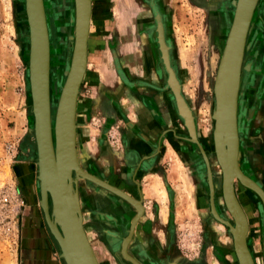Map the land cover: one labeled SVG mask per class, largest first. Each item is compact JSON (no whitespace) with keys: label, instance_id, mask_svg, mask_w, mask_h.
I'll return each instance as SVG.
<instances>
[{"label":"rangeland","instance_id":"rangeland-1","mask_svg":"<svg viewBox=\"0 0 264 264\" xmlns=\"http://www.w3.org/2000/svg\"><path fill=\"white\" fill-rule=\"evenodd\" d=\"M92 1L94 15L91 20L90 37H93V41L88 56V75L84 76L79 90L82 123L77 121L78 126L84 129L81 141L78 138L79 160L84 168L88 163H93L94 153L97 152L101 158H116L125 163L136 162L139 155L128 146V141L132 138L143 141L151 138L145 129H141L139 133L131 129L135 123L136 112L133 108L135 109L136 104L129 96V91L138 84L142 87L150 86L153 92L164 90L165 85L169 86L158 30L151 21V12L147 6H142L140 0ZM159 1L164 11L166 7L167 12L168 55L173 64L171 67L174 72L177 71L182 93L196 114L199 129L204 134L203 142L207 146L211 145L213 136L215 139L214 90L224 44H218L217 38L209 35L208 12L197 4L198 0ZM23 2L24 0H0V264H19L20 235L25 211L29 209L31 212L36 211L46 225L38 202L37 153L27 70L28 30ZM235 2L236 0H232L231 4L234 8ZM259 2L261 14L257 15V22L254 11L249 36L247 34L249 42L254 44L255 48L249 49V45L247 49L245 46L242 58L237 123L238 104L244 103L249 91V82L256 83L262 80L261 69L256 59L259 54L262 57L264 55V30H259L258 26L252 29L256 22L257 25L262 23L264 27V0ZM56 5L57 2L54 0H45V15L51 42V102L54 104L69 59L67 52L72 43L73 26V15L67 30L65 19L63 20L64 39L69 50L60 57L54 11ZM69 10L73 14V5ZM140 11H147V17L139 19ZM101 13L103 15L99 19ZM148 28L152 31L149 44L152 53L145 57V44L149 36L148 33L146 36L145 31ZM252 56L255 58V74L251 72L252 60L249 61ZM61 61L63 66L60 68ZM119 68L125 78L122 77ZM170 92L174 96L171 89ZM255 96L258 97L257 93ZM256 102L254 100L252 105ZM138 103L144 104L142 107L147 104L148 109L144 108L145 111L153 116V124L159 125L162 115L150 98L141 97ZM52 109L54 111L55 106H52ZM249 116L252 117L251 111ZM177 125L181 128L180 121ZM209 132L212 133V139L206 134ZM153 140L154 151L156 139ZM161 149L159 172L151 171L141 180L145 203L148 207L156 203L160 215L169 223L172 242L184 258L194 260L202 256L209 262L217 261L211 253V248L201 252L202 224L199 211L195 207L194 190L187 165L179 152L166 140ZM255 149L258 150L257 147ZM154 157L155 153L154 156H150ZM214 161L217 163L216 159ZM154 162L156 161L153 160L150 167H154ZM73 177L81 206L82 203L88 208L91 205L92 211L86 214L87 218L84 221L89 241L99 264H109L107 251L100 242L97 222L95 221L93 226L91 224L96 219L95 216H99L101 212V208L95 202L100 199L99 188L83 183V179L75 175ZM238 189L247 217L246 232L250 239V249L257 264H262L263 203L252 193L242 192L240 187ZM5 197L8 198L7 201H4ZM91 229L93 230L91 233L87 232ZM224 239L229 240V236Z\"/></svg>","mask_w":264,"mask_h":264},{"label":"flooded vegetation","instance_id":"flooded-vegetation-1","mask_svg":"<svg viewBox=\"0 0 264 264\" xmlns=\"http://www.w3.org/2000/svg\"><path fill=\"white\" fill-rule=\"evenodd\" d=\"M23 1V0H19ZM57 2V5L54 8L56 24H57V35H58V51H59V42H60V25L63 26L65 19L66 28L69 29L71 25V16L73 15L71 11L65 8L62 3L63 0H54ZM92 1V0H91ZM258 0L256 9H255V18L259 16L261 8L258 7L260 4ZM70 2V1H69ZM68 2V3H69ZM142 6L149 9L151 12V21L158 30V19L162 25V30L160 29V36L162 34L166 47L168 48V38H167V12L166 7L165 11L163 5L159 0H140ZM203 9L208 13V30L211 37H216L218 44L222 45L226 42L229 31L233 21V15L235 13V8L231 5L232 0H198L196 1ZM236 3V2H235ZM24 5V2H23ZM166 6V1H165ZM262 6V3H261ZM70 7V6H69ZM44 9H45V0H44ZM92 19L94 15V5L92 1ZM148 12L140 11L138 18H146ZM98 15V14H97ZM103 14H99V19ZM96 17V15H95ZM91 19V20H92ZM139 21V20H138ZM258 22V18H257ZM255 23L254 27L258 26L259 30H264L262 23ZM63 23V24H62ZM146 23L144 24V26ZM148 26V25H147ZM251 29V31H253ZM64 30V31H65ZM147 44H145V57H148L152 52L149 46L152 38V31L148 28L146 31ZM162 32V33H161ZM250 32V31H249ZM144 33V32H143ZM148 33V34H147ZM252 33V32H251ZM159 35V32H158ZM249 36V33H248ZM247 36L245 41L246 48L249 46V49H254L255 46L249 42V37ZM50 37V34H49ZM92 38L90 37L89 51L91 48ZM223 42V43H222ZM51 44V42H50ZM224 46V45H223ZM254 47V48H253ZM248 49V48H247ZM168 51V49H167ZM223 54V50H222ZM252 55V54H251ZM64 56V55H63ZM261 56V57H260ZM222 57V55H221ZM170 58V57H169ZM169 59L170 66H173L172 62ZM252 60V61H251ZM258 64L261 69V81L256 83L249 82V91L247 94L244 103L238 104V136H239V154H238V164L241 172L247 177L254 180L263 190H264V55H258L257 59ZM63 61V59H62ZM59 63V67L62 65ZM252 66L251 72L254 73V64L255 58L252 56L251 59ZM246 62V61H245ZM88 63V58H87ZM120 71V68H119ZM123 76V73L120 71ZM255 74V73H254ZM175 75L180 85V78L177 71ZM258 76L260 74H257ZM144 85V84H142ZM146 85V84H145ZM138 84L135 88L129 91V96L135 100L136 112L135 123H133L131 129L132 131H137L138 125L141 123V129H145L146 123H152L149 113L145 111L144 108L148 109L147 104L145 107H142L138 103L141 97L146 96L150 98V101L155 106V98L157 96H163L165 98V114L171 113L173 116V121L171 123H166L165 119V140L171 144L180 154L181 158L185 161L190 175V182L194 190V202L195 207L199 211L200 223L202 224V239L200 243L201 252L211 248V253L216 257L217 261H210L208 259L198 257V259L187 260L183 257L182 254L176 248V245L171 240L170 226L168 221L160 215L156 203L147 206L142 192V183L141 180L144 176L148 175L151 171L159 172V152L158 149L153 151L154 146L150 139L137 140L141 144H149L151 146L150 150H144L139 152L136 148L131 147L136 154L139 155L136 162H123L118 161V159H112L109 157H104L101 161V167L97 169L93 163H88L85 167L94 174L104 178V180L113 183L116 187L120 188L124 193L131 196L136 200V204H141L142 214L138 215V205H131L129 201L122 198L116 193H112L108 190L101 188L100 199L95 201L97 205L101 208L99 216L96 215L95 220H91V224L97 222V227L99 229V238L100 242L107 251V258L110 261L109 264H132L126 256L122 254V246L125 238L128 236V230L130 227L133 229L131 233L129 243L127 245L128 252L130 257L136 260L139 264H239V261L236 257L235 241L234 234L231 232L230 226H235V218L232 212L229 211L225 202H224V193L222 194V177L219 164L214 161V152H215V140L214 136L212 139V133H206L208 138L212 139L211 145H206L203 142V136L201 130L199 129L196 114L191 107L190 103L183 95L181 86L180 93L184 98V101L189 108L191 117L193 121V134L189 132L188 126H186L185 118L178 114L176 99L172 96L170 89L165 85L164 90H155L151 91L150 86H141ZM257 86V89H256ZM172 91V90H171ZM141 92L143 95H141ZM257 93L258 97L255 96ZM206 98V97H205ZM138 100V101H137ZM256 100V104L252 103ZM211 103V102H210ZM206 104V103H205ZM204 104V105H205ZM176 106V107H175ZM168 107V108H167ZM139 108V109H138ZM250 111L252 117L250 115ZM161 120V119H160ZM180 121L181 128H178L177 122ZM192 138V139H190ZM133 139V138H132ZM189 139V140H188ZM195 140V141H194ZM258 148L256 150L255 148ZM200 151H203L201 153ZM154 158H150L152 153H156ZM257 153V154H256ZM149 156L146 160L143 159V164L136 171L135 165L140 159L141 156ZM204 156V157H203ZM158 157V158H157ZM207 159H206V158ZM155 159L154 167H150L153 163L152 160ZM208 161V163H207ZM81 163V162H80ZM82 165V164H81ZM218 169V170H216ZM210 174L211 182L210 183ZM85 184H90V182L82 180ZM242 189V192L252 193L253 196L257 197L261 202V198L253 191L242 184L238 178L234 177L233 179V191L236 197V200L240 204V207L243 211V214L246 219L247 217L243 209V204L240 201L238 188ZM100 188V187H99ZM263 203V202H262ZM264 207V205H263ZM85 204L82 203L81 209L84 214V221L87 218V213L89 214L92 209L91 205L87 209ZM264 211V210H263ZM138 215L137 219H134ZM263 216V215H262ZM263 222V217H262ZM260 231H261V222H260ZM133 226V227H132ZM88 227V226H87ZM91 227V226H90ZM95 227V226H94ZM88 229V228H87ZM91 230L87 232L91 233ZM247 231V230H246ZM226 233V234H225ZM226 236H225V235ZM263 236V224L262 232ZM229 236V240L224 238ZM246 246L250 249V239L245 234ZM203 242V243H202ZM228 242V243H227ZM261 244V236H260ZM251 250V249H250ZM262 250V245H261ZM231 257H227V256ZM253 255V254H252ZM254 257V256H253ZM254 260L256 261L255 257ZM263 261V260H262ZM257 263V261H256ZM134 264V263H133ZM263 264V262H262Z\"/></svg>","mask_w":264,"mask_h":264},{"label":"water","instance_id":"water-1","mask_svg":"<svg viewBox=\"0 0 264 264\" xmlns=\"http://www.w3.org/2000/svg\"><path fill=\"white\" fill-rule=\"evenodd\" d=\"M75 2L76 37L69 70L62 87L59 106L55 117V149L53 151L48 113V41L44 13L41 0L25 1L30 41L29 73L30 88L33 98L31 105L35 123V131L34 127L33 131L35 132L37 142L36 150L38 153V160H36V163L40 174L43 208L40 203L39 206L43 211L44 220L47 222V228L59 248L60 257L63 259L64 264H99L93 247L90 241L87 240L83 230L81 213L78 207L80 202L74 187L75 181L73 177L74 175L76 177H81L78 172L87 176L85 171L77 164L75 157L74 108L76 91L84 71L86 35L90 14V0H75ZM254 3L255 0H237L233 22L220 60L214 90L216 99L215 111L213 114L216 125L214 135L216 136L217 145L221 143L220 134L224 133L227 138V152L221 161L223 169V192L227 203H229L233 209L235 218V226L233 229L235 249L240 264H253V261L245 243L247 223L245 221L244 229L240 223V206L233 191L232 180L234 171L240 179L243 178L248 182L250 189L261 198L264 205V190L254 180L244 175L238 168L237 129L235 125V112L237 110L241 72V63H238V59L242 51V45ZM160 29L162 30V25L158 19V40L161 49ZM161 53L165 69L168 73V85H170L169 80L173 76L172 67L169 65L170 62H165L162 50ZM169 87H171V85ZM171 90L177 103H181V105L187 107L178 86H175V89L171 87ZM190 134L192 135L191 132ZM66 156H69L74 167V169L69 171H67ZM38 171L37 179L39 180ZM87 177L116 191L129 201H133V199L123 191L108 185L95 176L88 175ZM45 187H48V189L44 195ZM47 195L50 197V204L48 205ZM38 202H40V200H38ZM129 235L130 232L123 242L122 253L132 260L125 251ZM132 261L134 264H139L135 260Z\"/></svg>","mask_w":264,"mask_h":264},{"label":"bare ground","instance_id":"bare-ground-1","mask_svg":"<svg viewBox=\"0 0 264 264\" xmlns=\"http://www.w3.org/2000/svg\"><path fill=\"white\" fill-rule=\"evenodd\" d=\"M25 1L24 0V9H25ZM70 1V2H69ZM257 1L258 0H255V3H254V6H253V10H252V13H251V16H250V19H249V23H248V27H247V31H246V34H245V38H244V42H243V45H242V51L244 53V49H245V41H246V38H247V34H248V31H249V27H250V24H251V21H252V18H253V15H254V11H255V7H256V4H257ZM69 2V3H68ZM41 3H42V8H43V13H44V20H45V27H46V32H47V41H48V67H47V83H48V113H49V127H50V134H51V141H52V146H53V151L55 149V138H54V123H55V117H56V113H57V108L59 106V101H60V97H61V93H62V87L65 83V80H66V77H67V73H68V70H69V66H70V62H71V57H72V52H73V47H74V43H75V37H76V2L75 0H63L62 3L64 4L63 6L67 9L71 8V5H73V26H72V43H71V47H70V50L68 48V43H66L65 39H64V31H63V26L61 25L60 28H61V32H60V44H59V54H60V57L63 55V53L67 52L69 50L68 55H69V59L67 61V67H66V70L64 71L63 75H64V79H63V82L60 86V89H59V93H58V97H57V101L52 103L51 102V83H50V78L52 75L51 74V71H50V58H51V54H50V41H49V31H48V25H47V20H46V15H45V9H44V2L43 0H41ZM236 5H237V0H236V3H235V9H236ZM70 6V7H69ZM92 1L90 0V14H89V22H88V28H87V35H86V52H85V65H84V71H83V75H82V78H81V81H80V84L77 88V91H76V98H75V108H74V143H75V157H76V161H77V164L85 171L86 175H91V176H95L96 178L104 181L105 183H107L108 185H111L113 187H115L116 189H119L121 190L120 188L116 187L113 183L111 182H108L106 180H104L103 178L97 176L96 174H94L93 172L89 171L88 169L84 168L81 163H80V160H79V154H78V145H77V102H78V97H79V90H80V86H81V83L83 81V78L86 74V71H87V58H88V49H89V38H90V32H91V19H92ZM235 14V13H234ZM25 16H26V11H25ZM234 16V15H233ZM234 18V17H233ZM233 22V21H232ZM26 26H27V30H28V49H27V70H28V87H29V98H30V102L32 103L33 102V98H32V94H31V88H30V73H29V51H30V41H29V26H28V21H27V16H26ZM231 29V28H230ZM230 32V31H229ZM162 33V32H161ZM227 41V40H226ZM160 42H161V50L163 52V55H164V58H165V62L169 63V59H168V51H167V47H166V44L164 42V39H163V36L161 34L160 36ZM226 44V42H225ZM225 44L223 46V51H224V48H225ZM241 51V56L239 55V59H238V63L242 64V58H243V53ZM64 53V54H65ZM59 63V62H58ZM170 65V64H169ZM173 72V76L172 78L169 80V84L171 85L172 88L175 89V86H178L179 88V91H180V85H179V82L177 80V77L175 75V72L173 70V68L171 69ZM52 80V79H51ZM168 80V79H167ZM169 85V86H170ZM53 95V94H52ZM57 95V93H56ZM35 104H36V101H35ZM176 108H177V112L178 114H181L184 118H185V122H186V126H188L190 132L193 134V119L191 117V113H189L190 111H188V107H185L184 105H181V103H177L176 101ZM52 106H55V109L53 111L52 109ZM187 106V105H186ZM168 108V107H167ZM188 108V109H187ZM167 115H170L172 116L171 113H166ZM190 115V116H189ZM191 117V119H190ZM32 118H33V122H32V126L34 127V131H35V123H34V115H32ZM214 118V117H213ZM193 120V121H192ZM214 122H215V119H214ZM235 125H236V129H237V165H238V168L240 170V167H239V164H238V151H239V136H238V123H237V110L235 112ZM216 125L214 124V131H215V127ZM220 138H221V143L220 145H217L216 143V136H215V152H214V159H216L217 163L219 164V167H220V171H221V176L222 177V186H223V169H222V165H221V161H222V158L224 157V155L226 154L227 150H226V142H227V138L225 137L224 133L220 134ZM192 139V138H190ZM34 140H35V143H36V149H37V142H36V136H35V132H34ZM189 140V139H188ZM195 141V140H194ZM201 153H203V151H200ZM36 153H37V150H36ZM204 154V153H203ZM37 156H38V153H37ZM204 157V156H203ZM206 158V157H205ZM207 159V158H206ZM38 160V159H37ZM65 160L67 161V171L69 170H72L74 169L72 163H71V160L69 158V156H66L65 157ZM208 163V161H207ZM217 170V169H216ZM241 171V170H240ZM78 174L81 176L79 178L85 180V181H88L90 183H92L93 185H96L100 188H103L105 190H108L112 193H116L117 195H120L122 198H124L125 200L129 201L126 197H124L123 195L117 193L116 191L114 190H111L109 189L108 187H106L105 185H102V184H99L97 182H95L94 180L88 178L87 176H84L82 175L81 173L78 172ZM38 176H39V180H38V192H39V200H40V205L42 206L43 208V200L41 199V181H40V174H39V171H38ZM234 177H237L238 180H240V182L246 186H248V182L245 180V179H240L236 174H235V171H234V174H233V179ZM212 178H211V174H210V185L212 186V182H211ZM232 184H233V180H232ZM249 187V186H248ZM250 188V187H249ZM48 187H45L44 189V195L46 194V191H47ZM122 191V190H121ZM223 188H222V194H223ZM129 196V195H128ZM224 196V195H223ZM131 197V196H130ZM132 198V197H131ZM47 205L50 204V197L47 195ZM133 201H129L130 203H132L131 205H138V215L139 214H142V206L141 204H136V200L134 198H132ZM224 202L227 206V208L229 209L230 212H232L233 214V209L231 208V205L229 203H227L226 199H225V196H224ZM238 202V201H237ZM76 204V203H75ZM240 206V204H239ZM78 207H79V210H80V213H81V219H82V226H83V230L85 232V235L87 237V240L89 241V238L87 236V233H86V230H85V227H84V219H83V213H82V209H81V204L79 203L78 204ZM43 212V211H42ZM138 215H136V217L134 219H137ZM234 216V215H233ZM263 236H262V262L264 264V249H263V238H264V211H263ZM246 219H245V216L243 214V211L240 207V223L241 225L244 227V223H245ZM47 223V222H46ZM133 227V226H132ZM230 229H231V232H233V229H234V225L233 226H230ZM245 229V227H244ZM130 232V235L128 237V242H127V245L129 243V239H130V236H131V233L133 232V229L130 227V229L128 230V234ZM234 234V232H233ZM246 234V233H245ZM246 240V238H245ZM246 243V242H245ZM126 245V248H125V251H126V254L130 256L129 252H128V247ZM92 246V245H91ZM235 247V246H234ZM247 250L249 252V255L253 261V264H257L256 261L254 260V257L252 255V252L251 250L248 248L247 246ZM235 253H236V257L238 259V256H237V252H236V249H234ZM123 254V253H122ZM63 256V254H62ZM125 256V255H123ZM127 257V256H126ZM128 258V257H127ZM129 259V258H128ZM132 260L133 257L131 258ZM130 260V259H129ZM130 260V261H132ZM136 261V260H135ZM239 261V259H238ZM133 262V261H132ZM133 264V263H132ZM240 264V262H239Z\"/></svg>","mask_w":264,"mask_h":264},{"label":"crops","instance_id":"crops-1","mask_svg":"<svg viewBox=\"0 0 264 264\" xmlns=\"http://www.w3.org/2000/svg\"><path fill=\"white\" fill-rule=\"evenodd\" d=\"M85 75L86 76L88 75V63H87V71ZM141 95H143L142 92ZM155 101H156L155 107L157 111L162 115L159 123L160 127H158L159 125L146 123L145 130L146 133L151 138L150 141H152L153 145L155 143L153 139L154 138L156 139V151H157L158 149H160V146L162 147V145L165 142V119H166V123H171L173 121V116L165 114V98L163 96L160 97L157 96L155 98ZM76 118L77 121L82 123V110H79V97L77 102ZM150 118L152 120V123H154L153 116L150 115ZM77 126H78V122H77ZM159 128H161L160 133L158 131ZM140 130H141V123L138 125L137 132L139 133ZM83 132L84 129L82 128V126H78L77 145H78V138L79 141H81ZM137 140L138 139L136 140L130 139L128 141V146L136 148L139 152L141 151L143 152L144 150H150L151 146L149 144L145 143L143 145L137 142ZM83 153H84V148H83ZM159 153L160 156L162 154V149L160 150ZM94 154H95L94 166H96L97 169H99L101 167V161L103 160V158L99 157L98 152L97 154L96 153ZM155 155H157V152L155 153ZM151 156H154V153H152ZM148 157L149 156H145V155L140 157V159L135 165L136 171L140 168V166H142L143 159L146 160ZM90 185H92L93 187L96 186L93 185L92 183H90ZM83 219H84V214H83ZM19 258H20L19 264H64L63 260L60 257V252L56 245V242L54 241L53 237L48 231L47 226L45 225V223L42 222L40 216L37 215V212L36 211L31 212L30 209L25 211L24 220L21 228Z\"/></svg>","mask_w":264,"mask_h":264},{"label":"built area","instance_id":"built-area-1","mask_svg":"<svg viewBox=\"0 0 264 264\" xmlns=\"http://www.w3.org/2000/svg\"><path fill=\"white\" fill-rule=\"evenodd\" d=\"M7 200H8V198H7V197H5V198H4V201H7Z\"/></svg>","mask_w":264,"mask_h":264}]
</instances>
